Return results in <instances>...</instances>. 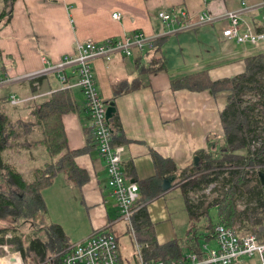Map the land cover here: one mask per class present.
<instances>
[{
    "label": "crops",
    "instance_id": "crops-1",
    "mask_svg": "<svg viewBox=\"0 0 264 264\" xmlns=\"http://www.w3.org/2000/svg\"><path fill=\"white\" fill-rule=\"evenodd\" d=\"M243 1L247 8L242 18L254 29L264 31V0H17L11 23L0 31L5 64V79L0 82V92L29 95V81L23 77L47 65L44 59L55 64L73 54L77 42H101L143 32L148 40L155 41L156 50L162 55L167 69L152 73L145 71L157 52L152 53V49H149L150 53L136 50L129 57L117 54L110 62L98 58L93 61L97 88L108 108L112 105L115 110L108 119L115 143L121 142L124 148L123 170L129 181L140 182L156 174L154 153L173 160L179 168H186L194 163L196 153L207 147L209 136L224 135L220 113L226 102V93L215 96L208 89L173 90L171 79L203 70L209 71L213 79H222L244 71L245 59L257 55L255 46L238 44L222 36V30L229 22L225 14L240 10ZM183 10L188 13L184 24L167 25L158 17L161 11L176 13ZM115 13L120 14V19L113 18ZM203 14L211 20L200 22ZM145 53L151 56L144 58ZM58 74L59 71H53L43 77L39 90L53 92L62 88ZM75 80L69 77L68 82L74 83ZM136 84L138 87L132 89ZM117 88L123 90L118 95L115 93ZM71 89L78 110L63 116L69 146L71 149L88 147L75 159L87 172L88 179L76 188L65 178L68 186L80 191L91 216V231L82 240L96 230L106 228L116 234L122 251V236H129L131 240L132 236L127 224L121 220L116 201L107 186L106 163L90 134V115L84 95L78 87ZM114 114L119 116L122 130L112 120ZM85 127L89 130V140ZM32 151V155L27 151L30 161L17 160L25 151L13 158L22 173L21 166L25 163L33 171L41 160L35 152L38 150ZM172 189L147 205L161 243L177 238L163 237L159 233L160 221L152 216L151 206L157 200H166V194ZM164 219L169 220V217ZM205 243L214 247L212 242Z\"/></svg>",
    "mask_w": 264,
    "mask_h": 264
},
{
    "label": "trees",
    "instance_id": "trees-1",
    "mask_svg": "<svg viewBox=\"0 0 264 264\" xmlns=\"http://www.w3.org/2000/svg\"><path fill=\"white\" fill-rule=\"evenodd\" d=\"M16 1L0 0V31L11 23ZM156 49L157 45L152 53ZM2 58L0 47V82L5 79ZM165 69L163 57L157 51L145 71L152 73ZM41 80H28L29 95L40 91L36 83L40 85ZM136 87L137 84L132 89ZM171 88L208 89L215 96L226 93V102L220 113L224 135L209 136L207 147L196 153L198 163L194 159V163L186 168H179L173 160L154 153L156 174L137 182L140 187L139 208L134 215L136 238L146 244L145 256L177 264L187 256L183 252L185 247L202 258L203 244L215 239V227L219 223L233 228L240 235L253 234L264 243V182L261 178L264 174V53L247 57L244 71L232 77L213 79L209 71H197L174 77ZM122 91L117 88L115 93L118 95ZM73 92L71 88H58L39 101L22 107L27 111L25 114L11 105L9 95L0 96V170L6 173L8 183L23 193L15 201L0 189V223L19 217L35 219L40 214L47 215L43 190L59 175L63 174L76 188L88 179L87 172L75 161L88 147L71 149L63 123L65 114L78 110ZM112 120L122 130L117 114ZM87 132L89 140V130ZM34 149H44L48 158L33 170V178L28 179L12 160L22 151H30L32 155ZM165 177L175 178L171 188H180L190 225L185 239L161 243L147 205L165 195L162 189ZM211 186L215 193L211 200H207L205 194L198 199L192 197L193 193L204 192ZM213 209L218 212L217 222L210 216ZM9 231L7 227L0 228V242H14L25 259L33 258L37 264H62L63 252L73 244L58 223L47 228V239L33 238L26 248L22 240Z\"/></svg>",
    "mask_w": 264,
    "mask_h": 264
},
{
    "label": "built area",
    "instance_id": "built-area-1",
    "mask_svg": "<svg viewBox=\"0 0 264 264\" xmlns=\"http://www.w3.org/2000/svg\"><path fill=\"white\" fill-rule=\"evenodd\" d=\"M247 8L245 1L240 10L228 11L225 15L229 19L228 25L222 30V36L234 40L238 44H252L258 46L264 41V31L254 29L242 18ZM158 17L167 25L186 23L188 13L183 10L176 13L161 11ZM113 18L120 19V14H113ZM211 20L207 14L200 16V22ZM155 41L148 40L143 32H134L123 36L108 38L101 42L87 40L77 42L73 54L65 56L58 63L51 64L44 59L45 65L41 70L25 75L23 79L33 80L59 71L58 78L62 88L78 87L81 89L86 109L90 115V134L106 163L108 171L107 186L118 206L121 220L128 227L136 252L133 254V264H176L175 261L155 260L147 258L143 252L146 244L136 238L134 215L139 208L140 187L137 182L129 181L123 170V146L115 143L113 128L107 117L108 106L101 96L93 71V61L102 58L110 62L115 55L132 56L135 50L140 52L146 48L153 49ZM69 69V73H66ZM69 77H74V83H69ZM38 84V83H36ZM51 92L19 96L11 93L10 103L19 106L37 102ZM214 247L203 244V257L197 254H187L186 258L177 264H242L246 259L258 257V264H264V243L258 241L253 234L240 235L233 228L219 223L215 227ZM0 264H26L23 255L7 242H0ZM62 264H126L121 246L116 234L109 229L96 230L87 239L71 244L62 254Z\"/></svg>",
    "mask_w": 264,
    "mask_h": 264
},
{
    "label": "rangeland",
    "instance_id": "rangeland-1",
    "mask_svg": "<svg viewBox=\"0 0 264 264\" xmlns=\"http://www.w3.org/2000/svg\"><path fill=\"white\" fill-rule=\"evenodd\" d=\"M255 50L257 54L264 53V41L258 46H255ZM145 51L148 53L151 52L149 48H146ZM150 56L151 54H144V58H148ZM42 78L43 77L40 79ZM3 95L5 94L0 92V96ZM30 104L31 103L17 106L19 108V112H21V114H25L27 111L26 109H22V107ZM35 152L41 156V160L37 162L38 166H40L47 160L48 157L45 154L44 149H38V151ZM19 158L24 162L30 161L29 152L25 151L22 155L18 156L17 160H19ZM5 159H8V156H6ZM12 162L15 163L13 160ZM21 168L23 169V173L25 172L24 175L28 179L33 178L32 168L29 167L27 163L21 166ZM0 189L6 192L15 201L23 195L22 191L8 183L6 173L2 170H0ZM202 194L207 196V200H211L213 196H215L211 186L204 192L193 193L192 197L194 199H198ZM43 196L47 204V215L40 214L39 218L35 219L19 217L8 222H1L0 228H9V232L13 233L14 236H17L22 240L24 248L27 247L29 241L33 238L40 237L44 240L47 239L46 231L52 223H58L63 226L71 243L83 241L82 239H84L91 231L92 220L89 214V209L83 203V197L80 194V191L68 186L64 175L61 174L55 179V183L53 185L48 186L43 190ZM151 211L152 216L160 221L158 231L164 235L163 237L172 236L173 238H177L179 240L185 239L186 233L189 229L190 220L180 188L175 187L169 191V193L166 194V200L161 199L154 202L151 206ZM165 216L169 217V220H165ZM210 216L212 217V220L217 222L218 212L216 209L211 211ZM122 237L124 238L122 245L124 261L126 264H133L134 257H132V255L136 252L135 247L129 236ZM211 242V246H215V242ZM7 243L14 249L19 250L22 254V251L14 242L7 241ZM183 252L186 255L190 254L189 250L185 247L183 248ZM23 259L26 264H37L33 261V258H29L27 260L23 256ZM258 262V257H255L253 259H246L243 264H258Z\"/></svg>",
    "mask_w": 264,
    "mask_h": 264
},
{
    "label": "water",
    "instance_id": "water-1",
    "mask_svg": "<svg viewBox=\"0 0 264 264\" xmlns=\"http://www.w3.org/2000/svg\"><path fill=\"white\" fill-rule=\"evenodd\" d=\"M114 112H115V110L112 108V105H110V107L107 110V117L110 118ZM195 163L196 164L198 163L197 159H195ZM261 178H262V180L264 182V174H261ZM173 180H175L174 177H165L164 178L163 183H162L163 191L166 192L169 189H171V187H172L171 185H172Z\"/></svg>",
    "mask_w": 264,
    "mask_h": 264
},
{
    "label": "bare ground",
    "instance_id": "bare-ground-1",
    "mask_svg": "<svg viewBox=\"0 0 264 264\" xmlns=\"http://www.w3.org/2000/svg\"><path fill=\"white\" fill-rule=\"evenodd\" d=\"M136 51V50H135Z\"/></svg>",
    "mask_w": 264,
    "mask_h": 264
}]
</instances>
